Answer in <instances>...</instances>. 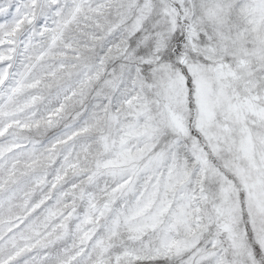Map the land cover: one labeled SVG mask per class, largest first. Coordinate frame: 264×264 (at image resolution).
I'll list each match as a JSON object with an SVG mask.
<instances>
[{
	"label": "snow or ice",
	"instance_id": "1",
	"mask_svg": "<svg viewBox=\"0 0 264 264\" xmlns=\"http://www.w3.org/2000/svg\"><path fill=\"white\" fill-rule=\"evenodd\" d=\"M0 264H264V0H0Z\"/></svg>",
	"mask_w": 264,
	"mask_h": 264
}]
</instances>
